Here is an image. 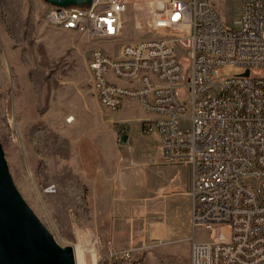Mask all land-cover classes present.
<instances>
[{"label": "rangeland", "instance_id": "rangeland-1", "mask_svg": "<svg viewBox=\"0 0 264 264\" xmlns=\"http://www.w3.org/2000/svg\"><path fill=\"white\" fill-rule=\"evenodd\" d=\"M210 1L225 25L238 17V2ZM48 7L0 0V152L11 184L56 245L78 248L85 264H190L192 243L208 234L190 221L189 166L163 159L155 116L139 103L101 105L89 68L93 45L117 56L125 43L170 32L147 29L144 0L112 39L53 26Z\"/></svg>", "mask_w": 264, "mask_h": 264}, {"label": "built area", "instance_id": "built-area-1", "mask_svg": "<svg viewBox=\"0 0 264 264\" xmlns=\"http://www.w3.org/2000/svg\"><path fill=\"white\" fill-rule=\"evenodd\" d=\"M146 1L147 29L169 35L125 43L117 56L92 49L91 86L110 110L136 101L153 114L163 159L190 166V221L208 234L192 243L190 264H264V0H234L228 25L210 0ZM130 2L49 6L45 19L112 39Z\"/></svg>", "mask_w": 264, "mask_h": 264}, {"label": "water", "instance_id": "water-1", "mask_svg": "<svg viewBox=\"0 0 264 264\" xmlns=\"http://www.w3.org/2000/svg\"><path fill=\"white\" fill-rule=\"evenodd\" d=\"M56 7L91 0H43ZM247 74V71L244 73ZM126 135L120 136L124 143ZM0 264H73L72 254L52 240L13 188L0 152Z\"/></svg>", "mask_w": 264, "mask_h": 264}, {"label": "bare ground", "instance_id": "bare-ground-1", "mask_svg": "<svg viewBox=\"0 0 264 264\" xmlns=\"http://www.w3.org/2000/svg\"><path fill=\"white\" fill-rule=\"evenodd\" d=\"M93 1L94 0H91V3L89 4V5H84V6H82L83 8H88V7H90L91 6V4L93 3ZM145 1V4L147 5V7L149 8H151V5L150 4H148L147 3V1L146 0H144ZM136 3V0H131V2L129 3V6L132 4V3ZM46 3V2H45ZM46 4H48V3H46ZM49 6H54V5H50V4H48ZM136 5V4H135ZM54 7H56V6H54ZM69 7H81V6H69ZM218 9V8H217ZM219 10V9H218ZM67 31H73V30H67ZM88 38V37H87ZM88 39H90V38H88ZM98 39H105V38H98ZM90 40H92V39H90ZM94 48H100L99 46H97V45H93V47H92V49H94ZM188 165V164H187ZM189 166V165H188ZM189 168H190V166H189ZM13 186V185H12ZM13 188H14V186H13ZM15 189V188H14ZM15 191H16V189H15ZM75 248V247H74ZM71 254H72V259H73V264H85V262L83 261V257H82V255H81V252H80V250H78V248H75V250H74V252H71ZM94 261V260H93Z\"/></svg>", "mask_w": 264, "mask_h": 264}, {"label": "snow or ice", "instance_id": "snow-or-ice-1", "mask_svg": "<svg viewBox=\"0 0 264 264\" xmlns=\"http://www.w3.org/2000/svg\"><path fill=\"white\" fill-rule=\"evenodd\" d=\"M174 19H175V17H174Z\"/></svg>", "mask_w": 264, "mask_h": 264}]
</instances>
